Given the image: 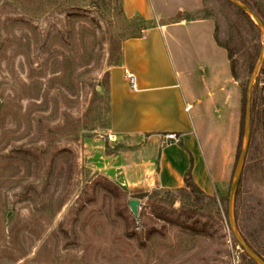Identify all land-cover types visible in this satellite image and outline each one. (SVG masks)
I'll return each mask as SVG.
<instances>
[{
  "label": "rangeland",
  "instance_id": "obj_1",
  "mask_svg": "<svg viewBox=\"0 0 264 264\" xmlns=\"http://www.w3.org/2000/svg\"><path fill=\"white\" fill-rule=\"evenodd\" d=\"M238 1L264 25V0ZM195 16L213 19L232 51L241 122L252 80L234 220L264 259V33L229 0H202ZM139 23L124 19L120 0H0V264H256L229 222L237 158L213 188L217 206L189 192L122 183L97 166L100 153L121 149L99 147L109 126L106 75ZM194 79L197 95L209 87L206 69L196 66ZM205 154L214 167L208 145ZM132 199L140 201L137 217Z\"/></svg>",
  "mask_w": 264,
  "mask_h": 264
},
{
  "label": "crops",
  "instance_id": "obj_2",
  "mask_svg": "<svg viewBox=\"0 0 264 264\" xmlns=\"http://www.w3.org/2000/svg\"><path fill=\"white\" fill-rule=\"evenodd\" d=\"M120 4L125 18L141 22L143 29L122 41L118 62L107 70L108 131L118 137L110 148L121 149L112 156L100 153L97 166L122 183L175 191L184 187L192 164L194 182L211 196L236 161L243 103L228 52L215 39V22L195 16L202 0ZM196 66L209 74V87L199 95ZM126 72L135 76V88ZM167 133H176L180 142H166ZM207 145L216 157L214 167L205 154ZM156 147L157 156L151 154Z\"/></svg>",
  "mask_w": 264,
  "mask_h": 264
},
{
  "label": "water",
  "instance_id": "obj_3",
  "mask_svg": "<svg viewBox=\"0 0 264 264\" xmlns=\"http://www.w3.org/2000/svg\"><path fill=\"white\" fill-rule=\"evenodd\" d=\"M229 1L232 2L238 8H240L241 10H243L244 12H246L247 14H249L255 20V22L261 27V29L264 33L263 23L255 15V13H253V11L250 8H248L246 5L239 2L238 0H229ZM259 64H258V66H259ZM258 66L255 69H257ZM251 90H252V80L250 81L249 88L247 91V96H246L244 141H243L242 150H241V153H240V156L238 158V162H237V165L235 168L234 179H233L232 186H231V194H230L229 201H228V216H229V222H230L232 231H233L237 241L239 242L240 246L242 247V249L248 254V256L256 264H264V259L261 258L255 251H253L249 247V245H247L246 242L243 240V238L241 237L240 233L238 232V230L236 228V224H235V220H234L235 193H236L238 184L240 182V179H241V176L243 173V169H244V165H245V161H246V156H247V153L249 150V145H250V140H251V115H252V113H251ZM128 205H129V208H130L131 212L133 213V215L135 217H137L138 211H139V206H140V201L137 199H132L129 201Z\"/></svg>",
  "mask_w": 264,
  "mask_h": 264
},
{
  "label": "trees",
  "instance_id": "obj_4",
  "mask_svg": "<svg viewBox=\"0 0 264 264\" xmlns=\"http://www.w3.org/2000/svg\"><path fill=\"white\" fill-rule=\"evenodd\" d=\"M120 11L124 17V19L129 23V24H136V22L139 23V21H129L125 18L124 14H123V10H122V7H121V4H120ZM141 23V22H140ZM139 23V24H140ZM138 27V31L141 32V30L143 29V25L141 23V25H136ZM215 39L217 41V43L222 46L223 48H225L228 52V55H229V59H230V63H231V71H232V74L234 77H237V74H236V70H235V64L232 60V51L231 49L227 46V45H223L221 44V42L219 41L218 37L216 36L215 34ZM243 110H245V100H244V104H243ZM241 129H242V132H241V138H242V135H244V129H245V116L242 118V122H241ZM241 144V142H240ZM240 147V145H239ZM240 156V153H238L237 155V160ZM177 192H189L191 195H193V197L196 199V200H205L207 201L209 204L211 205H216L217 206V201H216V198L214 196H210V195H207L205 194L199 187L198 185L194 182L193 180V176H192V164L190 166V168L187 170L185 176H184V187L180 188V189H177L175 190ZM168 192H173V191H168ZM225 212H227L226 208H225ZM261 257V256H260ZM262 258V257H261Z\"/></svg>",
  "mask_w": 264,
  "mask_h": 264
},
{
  "label": "built area",
  "instance_id": "obj_5",
  "mask_svg": "<svg viewBox=\"0 0 264 264\" xmlns=\"http://www.w3.org/2000/svg\"><path fill=\"white\" fill-rule=\"evenodd\" d=\"M126 78L129 81L130 85L132 88L136 87V78L133 74L126 72ZM164 139L168 143H179L180 142V137L176 133H167L164 136ZM100 143V148L106 147V145H114L117 144L118 142V137L115 133L113 132H105L99 136L98 139Z\"/></svg>",
  "mask_w": 264,
  "mask_h": 264
}]
</instances>
